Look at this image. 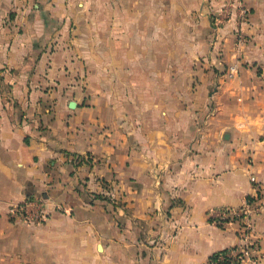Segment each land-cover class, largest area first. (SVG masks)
<instances>
[{
  "label": "crops",
  "instance_id": "crops-1",
  "mask_svg": "<svg viewBox=\"0 0 264 264\" xmlns=\"http://www.w3.org/2000/svg\"><path fill=\"white\" fill-rule=\"evenodd\" d=\"M245 3L0 0V264H210L242 241L211 210L256 195L264 252V0ZM30 196L47 219L12 220Z\"/></svg>",
  "mask_w": 264,
  "mask_h": 264
},
{
  "label": "built area",
  "instance_id": "built-area-1",
  "mask_svg": "<svg viewBox=\"0 0 264 264\" xmlns=\"http://www.w3.org/2000/svg\"><path fill=\"white\" fill-rule=\"evenodd\" d=\"M232 1L239 9L240 20L247 21L251 12L245 0ZM236 39L239 44L248 42V36L241 28L237 30ZM230 67L229 77H233L237 73V66L234 64ZM251 179L255 181L256 177L252 176ZM262 204L261 196L256 195L240 206H225L211 210V219L216 225L225 227L238 224L242 241L216 252L211 257L210 264H264V252L252 235L255 218L260 213ZM47 215L45 201L35 196H30L19 204H12L9 208V217L12 220L28 223L43 222L47 219Z\"/></svg>",
  "mask_w": 264,
  "mask_h": 264
},
{
  "label": "trees",
  "instance_id": "trees-1",
  "mask_svg": "<svg viewBox=\"0 0 264 264\" xmlns=\"http://www.w3.org/2000/svg\"><path fill=\"white\" fill-rule=\"evenodd\" d=\"M95 199H99L101 201H106V202H111L112 201L111 198H109L107 196L100 195V194H96L95 195ZM249 199H251V198H249ZM213 258H215V257H213Z\"/></svg>",
  "mask_w": 264,
  "mask_h": 264
},
{
  "label": "water",
  "instance_id": "water-1",
  "mask_svg": "<svg viewBox=\"0 0 264 264\" xmlns=\"http://www.w3.org/2000/svg\"><path fill=\"white\" fill-rule=\"evenodd\" d=\"M71 104H72V105H74V104H75V102H74V101H72V102H71Z\"/></svg>",
  "mask_w": 264,
  "mask_h": 264
}]
</instances>
